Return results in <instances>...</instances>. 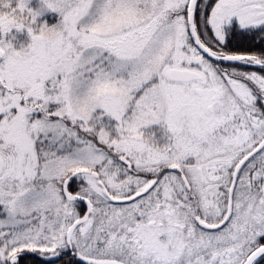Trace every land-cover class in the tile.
<instances>
[{
    "label": "snow or ice",
    "instance_id": "1",
    "mask_svg": "<svg viewBox=\"0 0 264 264\" xmlns=\"http://www.w3.org/2000/svg\"><path fill=\"white\" fill-rule=\"evenodd\" d=\"M0 264H264V0H0Z\"/></svg>",
    "mask_w": 264,
    "mask_h": 264
}]
</instances>
